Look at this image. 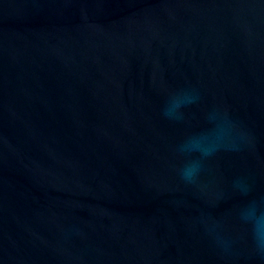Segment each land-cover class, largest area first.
Wrapping results in <instances>:
<instances>
[{
  "label": "water",
  "instance_id": "water-1",
  "mask_svg": "<svg viewBox=\"0 0 264 264\" xmlns=\"http://www.w3.org/2000/svg\"><path fill=\"white\" fill-rule=\"evenodd\" d=\"M0 264H264V0H0Z\"/></svg>",
  "mask_w": 264,
  "mask_h": 264
}]
</instances>
